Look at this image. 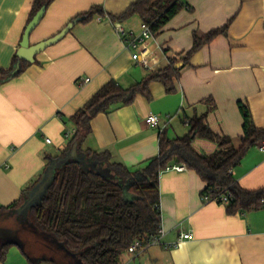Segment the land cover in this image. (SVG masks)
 Returning a JSON list of instances; mask_svg holds the SVG:
<instances>
[{"label": "crops", "instance_id": "1", "mask_svg": "<svg viewBox=\"0 0 264 264\" xmlns=\"http://www.w3.org/2000/svg\"><path fill=\"white\" fill-rule=\"evenodd\" d=\"M134 1L54 0L47 7L31 34L32 45L55 36L94 6H102L106 16L78 21L62 39L37 54L20 75L0 85V208L31 190L53 157L73 154L87 160V150L108 151L112 162L133 170L142 168L159 154L162 131L145 123L150 113L162 117L171 138L189 132L184 117L207 113L211 128L229 135L235 147H240L242 102L256 126L264 129V0H186L192 9L184 8L158 36L145 41L150 67L133 59V51L108 17L123 13ZM34 2L0 0V69L12 65ZM229 21L227 36H218L187 64L178 65L180 77L174 79V92L152 81L150 97L139 94L131 104L97 114L81 149L73 145L67 151L76 131L73 115L106 83L115 79L129 87L160 73L172 59L180 61L186 55L195 34L203 37ZM122 23L126 29L141 32L139 16ZM86 77L90 80L81 84ZM67 131L73 133L71 138L65 137ZM194 146L203 154L217 149L207 139H197ZM233 175L246 189L264 188V152L258 144L233 169ZM205 187L194 170L163 171L160 242L138 254H125L122 264H264V208L230 214L225 204L203 200ZM9 215L18 214L0 211V219ZM22 225L32 229L21 233L16 228L21 244L12 243L6 253H0V264H72L60 246L40 237L30 225ZM186 232H192V238L181 239ZM24 234L43 240V247L28 246ZM5 241L0 238V248Z\"/></svg>", "mask_w": 264, "mask_h": 264}, {"label": "trees", "instance_id": "2", "mask_svg": "<svg viewBox=\"0 0 264 264\" xmlns=\"http://www.w3.org/2000/svg\"><path fill=\"white\" fill-rule=\"evenodd\" d=\"M53 1L35 0L27 25L41 8L48 7ZM184 8L192 9L186 0H136L123 13L108 17L111 21L124 22L139 16L142 22L150 25L156 37ZM83 15L75 19L87 21L97 15L106 16V13L102 6L97 5ZM229 26L230 21L203 37L195 34L192 48L180 61L172 59L163 71L152 73L141 82L129 87H123L115 79L106 83L73 115L76 131L67 151L73 145L81 149L92 132L91 122L97 114L131 104L139 94L150 97L149 84L152 81H160L167 92H174V79L180 77L181 66L178 65L187 64L194 53L218 36H227ZM29 64L16 54L9 68L0 69V85L20 75ZM239 108L243 115L240 147H235L229 135L214 131L206 121L207 113H204L184 117V122L190 127L184 136L171 138L163 129L159 154L136 170L112 162L108 151L87 150L85 163L74 158L55 172L41 203L29 208L28 220L53 242L77 257L80 264H122L123 256L130 253V247L136 241L148 246L149 240L160 232V176L173 165L185 164L187 169L199 174L206 183L202 196L208 194L211 199L228 196V203H219L225 204L230 214L264 208V188L246 189L233 175V169L241 164L246 153L264 140V129L256 126L249 107L239 102ZM197 139L213 141L217 149L211 154H203L194 146ZM88 163L91 168H87ZM99 168L103 171L97 170ZM25 199L26 194L23 193L21 198L8 207H1L0 211L17 209ZM9 245L1 247L0 253H6Z\"/></svg>", "mask_w": 264, "mask_h": 264}, {"label": "water", "instance_id": "3", "mask_svg": "<svg viewBox=\"0 0 264 264\" xmlns=\"http://www.w3.org/2000/svg\"><path fill=\"white\" fill-rule=\"evenodd\" d=\"M47 10V7L44 6L41 8L38 13L34 16V18L31 20V22L27 25L25 29V33L23 35V40L21 41V46L17 51V55L30 63L34 62L36 59V55L45 50L48 46L51 44H54L58 42L60 39H62L74 26L75 23L78 22L81 18L74 19L73 21L69 22L66 27H64L58 34L55 36L41 41L37 44H31L30 37L35 29V27L40 23L43 16L45 15V12ZM75 146V145H74ZM76 148V147H75ZM79 159L81 162L85 163L86 159L85 156L82 157H75L73 154H67L64 157H58L56 159L51 160L50 165L48 166L47 170L43 174L42 178L34 185V187L31 190H28L26 192V199L24 203L17 209L12 210L13 212L17 213L19 215V219L23 224H28L34 229H36L38 232H40L36 226L28 220L27 213L31 206L41 203L42 197L47 191V188L51 182V180L54 177L55 172L68 160L71 159ZM17 215V216H18ZM42 233V232H40ZM43 234V233H42ZM46 235V234H44ZM47 236V235H46ZM49 237V236H48ZM0 238H4L6 241L2 245V247L9 243V244H21L20 238H19V230L18 229H12L7 226H1L0 225ZM50 238V237H49ZM51 240V239H50ZM54 244L57 242H53ZM60 246V245H58ZM61 247V246H60ZM62 248V247H61Z\"/></svg>", "mask_w": 264, "mask_h": 264}, {"label": "built area", "instance_id": "4", "mask_svg": "<svg viewBox=\"0 0 264 264\" xmlns=\"http://www.w3.org/2000/svg\"><path fill=\"white\" fill-rule=\"evenodd\" d=\"M99 18L101 19V16H99ZM113 22L115 23V28H116L117 32L125 41L127 48H129L133 51V59L145 67H150L151 66V60L148 56V49H147V47L144 46L145 41H148V40L154 38V35H153L151 28H150V25L143 22L142 26H141V32L137 34L131 29H126L122 22H120V21H113ZM89 80H90V78L86 77L81 82V84H83L84 82H88ZM145 123L151 127H157L161 131L164 129V125L162 123V117L157 113H150L145 118ZM72 135H73V133L71 131H67L65 133L66 138H71ZM47 142L51 143L52 142L51 138H47ZM258 148L264 152V140L258 143ZM169 168L176 169L178 171H183V170L187 169L185 164H177V165H173ZM203 200L205 202H209V201H215L218 203L220 201H222L223 203L229 202V198L226 195H223L217 199H211V197L208 194H205V195H203ZM263 202H264V200H263ZM161 235H162V230H160V232L157 235L153 236L149 240L148 245L159 243ZM192 236H193L192 232H186V233H183L181 235V239H190V238H192ZM178 244H180V243L178 242V243L174 244V246L177 247ZM146 247L147 246H144L141 243V241H136L130 247V253L131 254H138L140 251H142Z\"/></svg>", "mask_w": 264, "mask_h": 264}, {"label": "rangeland", "instance_id": "5", "mask_svg": "<svg viewBox=\"0 0 264 264\" xmlns=\"http://www.w3.org/2000/svg\"><path fill=\"white\" fill-rule=\"evenodd\" d=\"M90 166H91V164L88 163L87 168H89ZM90 168H91V167H90ZM100 169H101V168H99V169H97V170H99V171H103V170H100ZM104 172H105V170H104ZM1 222H2L4 225H6V226H8L9 228H12V229H16L17 227H19L20 230H21V233H24V232H23L24 230H30V229H32V228H30L29 226L24 227V226L22 225L23 223L21 222V220H19V219L17 218L16 215H9V216H6L5 218L0 219V223H1ZM34 230H35V229H34ZM35 231H36L35 233H37L40 237H43V238H45V239H50L48 236H46V235H44V234L38 232L37 230H35ZM22 236L26 239V244H27L28 246L33 247L34 249H37V248H40V247L42 248L43 245H44V241H43V240L35 239V237H33L32 235H30V238L27 236V234H24V235H22ZM55 245L58 246L59 244H58V243H55ZM62 249H63V248H62ZM63 251H64L66 257H71V259H72V264L77 263V259H75V261H74V256H72L71 254H69L65 249H63ZM65 260H66V259H65ZM66 264H71V263H67V261H66ZM78 264H80V260H78Z\"/></svg>", "mask_w": 264, "mask_h": 264}]
</instances>
